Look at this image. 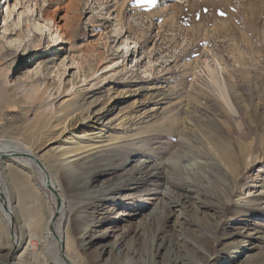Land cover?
Returning <instances> with one entry per match:
<instances>
[{"label": "rangeland", "instance_id": "1", "mask_svg": "<svg viewBox=\"0 0 264 264\" xmlns=\"http://www.w3.org/2000/svg\"><path fill=\"white\" fill-rule=\"evenodd\" d=\"M0 145V264H264V0H0Z\"/></svg>", "mask_w": 264, "mask_h": 264}, {"label": "bare ground", "instance_id": "2", "mask_svg": "<svg viewBox=\"0 0 264 264\" xmlns=\"http://www.w3.org/2000/svg\"><path fill=\"white\" fill-rule=\"evenodd\" d=\"M101 117L102 116H100L99 113L94 112L92 114H89L86 118H84L85 119L84 121H87V123H86L85 126H87L88 129L85 130V133H84L83 136H85V137H87L89 139L91 138V139H96V140L98 138L104 137L103 129L100 128L99 126H96V123H95L99 119H102ZM28 153L29 152L26 149H23V148H17V147L9 146V145H0V155H2L4 157H7V158H11V159H13V158L14 159H19V160H21L22 162H24L26 164H29L31 162V160L28 158ZM61 155L64 156L63 157L64 159L62 160V162L64 163L63 165H67V166H68V164H71V162H73L74 160H76L77 157H78V155H76L75 153H73V150L63 151L61 153ZM51 182L52 181H50V183ZM6 198L7 197H5L3 199V198L0 197V209L1 208L3 209V207H4V208L8 209V211H12V207H11L10 203L8 202V199H6ZM6 209H4V210H6ZM6 215H7V217H9L8 212L6 213ZM13 238H14V242L17 243V244H19V239L20 238L18 239V235H16L14 233ZM37 246H38V239H37V237H31L30 239H28V241L26 243V246L24 248V251L25 252H27V251L35 252ZM70 254H71V252H70ZM21 255H23V253Z\"/></svg>", "mask_w": 264, "mask_h": 264}, {"label": "snow or ice", "instance_id": "3", "mask_svg": "<svg viewBox=\"0 0 264 264\" xmlns=\"http://www.w3.org/2000/svg\"><path fill=\"white\" fill-rule=\"evenodd\" d=\"M223 15V13H221Z\"/></svg>", "mask_w": 264, "mask_h": 264}]
</instances>
